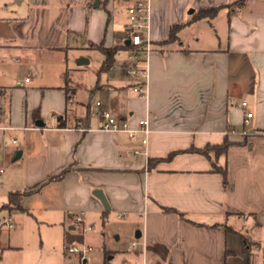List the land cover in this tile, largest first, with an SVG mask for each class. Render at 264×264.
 <instances>
[{"label": "crops", "instance_id": "obj_1", "mask_svg": "<svg viewBox=\"0 0 264 264\" xmlns=\"http://www.w3.org/2000/svg\"><path fill=\"white\" fill-rule=\"evenodd\" d=\"M128 4L0 0V99L3 123L12 127L0 130V173L6 174L0 176V220L12 217L15 228L14 213L29 211L28 201L51 206L57 198L62 224L71 228L82 213L85 231L108 210L117 218L126 213L128 246L107 250L106 264L116 256L121 264H264V0H151L147 96L132 89L133 77L98 81L91 92L132 128L148 118L146 145L143 132L131 137L102 130L95 101L80 113V86L64 62L76 48L129 45ZM211 8H217L214 15L196 17ZM173 25H180L177 37L166 42ZM129 50H119L123 66ZM22 67L32 70L29 81L17 76ZM247 112L253 115L245 122ZM10 136L18 143L4 150ZM225 139L242 145L218 155L189 150ZM151 158L157 162L149 168ZM214 165L226 170L227 183ZM15 190L34 191L24 198L25 210L6 208ZM5 228L12 229L0 231ZM243 235L259 247L247 253ZM88 247L84 258L69 247L75 256L64 264H90ZM17 249L0 241V264H24L11 254Z\"/></svg>", "mask_w": 264, "mask_h": 264}, {"label": "rangeland", "instance_id": "obj_2", "mask_svg": "<svg viewBox=\"0 0 264 264\" xmlns=\"http://www.w3.org/2000/svg\"><path fill=\"white\" fill-rule=\"evenodd\" d=\"M121 20L123 19L121 18ZM124 54V51H119L111 69L105 71H100L104 55L97 48L83 50L76 48L71 50L67 57H64L65 65L67 64L72 72L73 81L76 82L77 86H80L76 87V96L79 100L76 105L81 114L87 112L89 102L97 100V91L93 95L91 92L92 89L93 91L97 89L98 81L113 83L116 81L127 82V80L132 79L123 66ZM82 57L88 58L89 62L79 65L78 61ZM19 69L17 68V76H21L23 80L26 77L31 79L32 75L27 73V70L30 69L23 67ZM112 72H116V75H112ZM15 73L17 72L15 71ZM0 168L5 169L1 164ZM5 175V173H0L1 177ZM2 193L3 189L0 190V206L5 200ZM41 200L32 207L28 201L26 205L29 207V211H16L14 213L17 221L16 227L10 230L5 228L0 231L2 244L10 243L18 247L16 252H11V254L22 263L64 264L65 257L75 256L67 252L69 247L92 246L93 250L87 254L89 263L106 264L108 261L107 250L114 248L113 246H128L126 233L122 230L126 219L117 218L110 210L107 211L104 221L96 218L94 222L87 223L86 225L93 224V229L85 231L81 223L74 224L75 228H71L70 224L66 222L62 224L63 216L59 208V199H53L51 206L44 203V199ZM120 234L122 235L121 238L117 239ZM4 255H8V252H4ZM121 263L118 256L110 259V264Z\"/></svg>", "mask_w": 264, "mask_h": 264}, {"label": "built area", "instance_id": "obj_3", "mask_svg": "<svg viewBox=\"0 0 264 264\" xmlns=\"http://www.w3.org/2000/svg\"><path fill=\"white\" fill-rule=\"evenodd\" d=\"M129 4L127 6V23H126V35L129 39V56L124 61V66L126 68L127 74L135 79V83L132 85V89L140 96H147L148 87V60L149 56L153 50L150 29H151V0H127ZM29 81L27 77L25 79ZM19 85H23V82H19ZM69 102L73 101L72 97L68 98ZM242 107L246 108L248 102L246 100L241 101ZM95 114L101 118L102 124L101 129L109 132H127L131 137H135L138 131L143 132L145 137L142 140L143 144H147L148 135L150 133L149 120L148 118L140 119L138 121V128H132L129 123L111 110L103 108V104L100 100L95 101ZM3 110L4 103L0 99V130L8 131L11 126L3 123ZM252 112H247L245 115V122H248L250 117H252ZM18 139L15 136H10L5 139L2 143L4 150H8L10 146L16 145ZM136 153L140 152L139 149L135 150ZM126 215L125 212L119 213L118 217L123 218ZM77 223L85 222V218L82 215L76 217ZM7 226L12 228L14 222L12 217H6L0 220V228ZM93 229V224L87 225L86 230ZM91 249V247L78 248L76 246L70 247V252H79L84 258L85 254Z\"/></svg>", "mask_w": 264, "mask_h": 264}, {"label": "trees", "instance_id": "obj_4", "mask_svg": "<svg viewBox=\"0 0 264 264\" xmlns=\"http://www.w3.org/2000/svg\"><path fill=\"white\" fill-rule=\"evenodd\" d=\"M215 12H217V8H211V9H207V10H203L197 13L196 17H205V16H212L215 14ZM180 28V25H173L171 27L170 30V37L166 42H171L173 40H175V38L177 37V32ZM95 48L99 49L102 51L103 55H104V59L102 61L101 67H100V71H105V70H109L111 69V67L113 66L114 62H115V58H116V54L118 53L119 50L121 49H126V48H131L129 45H123V46H112V47H106L104 44H98L95 46ZM90 116V113H88L87 117ZM58 120L61 121L60 124H64V122L62 121V116H58ZM238 145H242V143L240 142H235V141H231L229 139H225V141L221 144H216V145H206L203 148H196V147H191L189 150H194V151H198L201 152L205 155H209V153L211 151L215 152L217 155L226 152L227 150H229L230 148L234 147V146H238ZM176 152H171L167 158L172 157ZM157 160L156 159H149L148 160V167L152 168L155 166ZM71 169V166L66 167L64 170L61 171L60 174H58L56 176V178H63L65 176V174ZM214 170L216 171H221L224 175V183H227V178H226V170L222 169L221 167H218L216 165H214ZM34 191L29 190H15L10 192L9 194V200L8 203L5 205L6 208L9 211H13V210H25L24 207V198L29 195L30 193H32ZM243 239H244V244H245V250L247 253H251V251L253 250V247H259V242L257 241H253L251 239L250 236L248 235H243ZM264 251V249H263ZM252 256V255H250Z\"/></svg>", "mask_w": 264, "mask_h": 264}, {"label": "water", "instance_id": "obj_5", "mask_svg": "<svg viewBox=\"0 0 264 264\" xmlns=\"http://www.w3.org/2000/svg\"><path fill=\"white\" fill-rule=\"evenodd\" d=\"M191 12H192V11H191ZM129 42H130V41L127 40V41H126V44H129ZM88 62H89V59H88V58H85V57H82V58L79 59V61H78V63H79L80 65L86 64V63H88ZM20 155H21V150H18L17 153H16V155H15V158H19ZM93 193H94L97 197H99V198L101 199V201L103 202L104 207H105L106 209H109V203H108V200H107V198H106L105 193L103 192V190H102L101 188H96V189H94ZM140 235H141V233L138 232V233H137V237L140 236Z\"/></svg>", "mask_w": 264, "mask_h": 264}]
</instances>
